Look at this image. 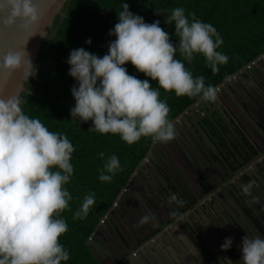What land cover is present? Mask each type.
Returning a JSON list of instances; mask_svg holds the SVG:
<instances>
[{
  "label": "clouds",
  "instance_id": "clouds-1",
  "mask_svg": "<svg viewBox=\"0 0 264 264\" xmlns=\"http://www.w3.org/2000/svg\"><path fill=\"white\" fill-rule=\"evenodd\" d=\"M0 4H4L0 14H7V20L21 29L38 19L34 0H2ZM117 15L118 22L109 31L115 39L105 55L83 47L69 54L68 75L77 81L71 89L75 99L72 120L92 121L90 131L119 135L129 145L142 137L168 142L174 139L175 129L159 89L178 97L215 101V88L206 85L203 76L193 77L183 61L191 63L196 54H202L216 73L219 65L228 62V56L217 51L224 41L212 24L197 19L195 13L186 15L183 7L172 9L164 21L175 25L178 44L171 41L160 20L146 23L130 11L128 3L122 4ZM156 15L164 14L156 10ZM86 43L91 44V39ZM177 51L183 61L176 58ZM25 63L35 69L29 78L36 75L25 49L23 53L0 50V69L17 70ZM127 63L157 81L159 88H153L148 79L130 75L124 67ZM21 103L17 96H0V264H62L70 259L60 243L68 224L58 214L68 209L72 199L65 185L73 174L75 149L66 135L26 115ZM99 157L105 161L99 179L111 182L121 170L120 161L104 152ZM251 187L252 183L243 186V192L248 194ZM94 203V193L86 194L73 219L86 218ZM233 242L232 237L225 238L221 250H230ZM240 251V264H264V239L245 235Z\"/></svg>",
  "mask_w": 264,
  "mask_h": 264
},
{
  "label": "flooded vegetation",
  "instance_id": "flooded-vegetation-1",
  "mask_svg": "<svg viewBox=\"0 0 264 264\" xmlns=\"http://www.w3.org/2000/svg\"><path fill=\"white\" fill-rule=\"evenodd\" d=\"M217 98L198 99L194 107L201 102L205 107L196 106L181 129L174 127V139L160 142L159 152L144 166L113 219L120 234L113 225L102 230L114 256L133 258V264H161L157 259L166 256L176 264H228L225 258L240 264L242 237L264 239V57L245 73L244 81L227 84ZM212 111L224 118L231 134L227 139L239 140L234 131L241 132L244 139L235 149H223L201 126L202 117ZM249 183L252 187L245 194L243 186ZM144 217L148 219L141 223ZM227 237L233 238V245L222 251ZM113 261L106 254L105 262Z\"/></svg>",
  "mask_w": 264,
  "mask_h": 264
},
{
  "label": "trees",
  "instance_id": "trees-1",
  "mask_svg": "<svg viewBox=\"0 0 264 264\" xmlns=\"http://www.w3.org/2000/svg\"><path fill=\"white\" fill-rule=\"evenodd\" d=\"M124 2L129 4L131 12L142 16L146 23L160 20V26L169 33L174 44L179 42V37L175 35V25L165 24L164 21L176 7H183L186 15L195 13L197 19L216 28L224 41L217 51L228 56V62L219 65L218 72L213 73L202 54H196L193 61L188 63L183 61L179 51L176 53V58L185 63L193 77L205 78L206 85L217 86L224 78L264 51V0H94L73 49L83 47L101 57L105 55L109 43L115 39V36L109 35V31L118 22L117 13L122 11ZM156 10L164 15H156ZM89 38L91 44L86 43ZM124 67L130 75L141 80L148 79L153 88H159L157 81H152L131 63ZM69 68L67 63L43 121L50 131L66 135L75 149L71 159L73 174L70 182L65 185L72 199L68 209L58 214L68 224V231L61 236L60 243L69 252L70 259L62 264H98L85 244L87 238L145 156L153 139L142 137L138 142L129 145L119 135L90 131L92 121L82 122L79 118L72 120L70 109L75 106V99L71 89L77 85V81L68 75ZM159 90L160 99L165 100L170 108L168 118L171 122L200 99L178 97L174 92ZM223 119L218 111H212L202 117L200 124L210 138L218 139L223 149L228 150L229 145L235 149L239 140L242 141L244 137L236 129L234 132L241 139H227V134H231ZM100 152H104L106 157L114 154L120 161L121 170L113 176L111 182H102L99 179L100 169L105 162L99 157ZM89 193H94V205L86 218L74 220L73 214L80 208L84 196ZM115 264L131 263L123 258Z\"/></svg>",
  "mask_w": 264,
  "mask_h": 264
},
{
  "label": "water",
  "instance_id": "water-1",
  "mask_svg": "<svg viewBox=\"0 0 264 264\" xmlns=\"http://www.w3.org/2000/svg\"><path fill=\"white\" fill-rule=\"evenodd\" d=\"M93 1L34 0L38 8V19L26 25L23 29L9 22L7 14H0V50L6 52L8 49H14L23 53L25 49L37 68L36 75L31 78H29L30 74L34 73L35 69L27 63L17 70L0 69V96L5 98L8 96L19 97L22 101L21 108L23 112L30 118L39 119L43 123L67 65L69 54L74 48ZM3 7L4 4H0V8ZM263 57L264 51L224 78L214 87L216 94H218V91L223 92L226 85L233 83L234 80L244 81L245 73L249 72L250 69H255V63L261 61ZM215 101L217 102L218 98ZM202 103L204 102L196 104L195 107L201 105L205 107ZM195 107L191 105L177 115L172 121L174 127L181 129L182 121L188 113L194 111ZM254 125L259 130L258 124L254 123ZM160 146L159 141L153 140L145 156L140 160L106 213L101 217L95 230L87 238L85 244L98 264H107L105 262L106 254L114 258L111 264H115L123 258V256L117 257L111 253L105 238L101 236L102 230L109 225H113L112 230L120 234V228L115 225L113 219L118 217L117 211L121 207L122 200L135 184L136 178L144 173V166L159 152ZM230 152L232 155L235 153L234 151ZM216 161L221 163L219 158ZM176 185L178 186L177 183ZM176 201L181 202L179 199ZM205 204L208 203L205 202ZM194 212H197L203 219L206 216L199 207H194ZM189 217L191 220L194 219L191 211ZM187 225L191 227L189 223ZM172 226L175 228L177 222ZM129 261L131 264L134 263L133 258H129Z\"/></svg>",
  "mask_w": 264,
  "mask_h": 264
},
{
  "label": "crops",
  "instance_id": "crops-1",
  "mask_svg": "<svg viewBox=\"0 0 264 264\" xmlns=\"http://www.w3.org/2000/svg\"><path fill=\"white\" fill-rule=\"evenodd\" d=\"M228 88H229V87H228ZM229 91H230V93H232L231 90H229ZM223 102H224V99H223ZM219 104H220V103H219ZM172 237H173V236H172ZM173 238H174V237H173ZM175 239H176V238H175ZM177 240H178V239H177ZM174 242H175V240H174ZM175 245H177V244L175 243ZM177 248L183 250V249H182V246L179 245V244L177 245ZM168 258H169V257L166 256V257H164V259H163L162 261L159 260V259H157L156 262H157V263L160 262L161 264H176L174 260H172V259H170V258L168 259ZM180 263H182V262H180Z\"/></svg>",
  "mask_w": 264,
  "mask_h": 264
},
{
  "label": "rangeland",
  "instance_id": "rangeland-1",
  "mask_svg": "<svg viewBox=\"0 0 264 264\" xmlns=\"http://www.w3.org/2000/svg\"><path fill=\"white\" fill-rule=\"evenodd\" d=\"M221 93V91H218V94L217 95H219Z\"/></svg>",
  "mask_w": 264,
  "mask_h": 264
}]
</instances>
